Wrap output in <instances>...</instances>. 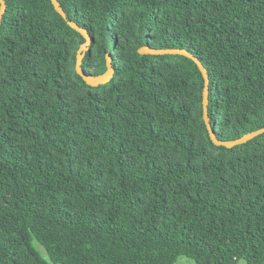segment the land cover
I'll return each mask as SVG.
<instances>
[{
    "label": "trees",
    "instance_id": "trees-1",
    "mask_svg": "<svg viewBox=\"0 0 264 264\" xmlns=\"http://www.w3.org/2000/svg\"><path fill=\"white\" fill-rule=\"evenodd\" d=\"M4 0L0 264H264V0ZM114 74L97 87L75 72ZM38 242L45 259L34 248Z\"/></svg>",
    "mask_w": 264,
    "mask_h": 264
},
{
    "label": "water",
    "instance_id": "water-1",
    "mask_svg": "<svg viewBox=\"0 0 264 264\" xmlns=\"http://www.w3.org/2000/svg\"><path fill=\"white\" fill-rule=\"evenodd\" d=\"M50 2L52 4L54 10L56 11V13L58 15H60L64 20H66V15L63 12V10L61 9L58 1L57 0H50ZM5 10H6L5 2H4V0H0V23H1L2 15L4 14ZM67 24L71 29H73L74 31L79 33L84 38V42L80 45V47L76 53L75 72L77 73V75H79L87 85L92 86V87H97L99 85H104V84L108 83L114 74V69L112 67V57H111L110 53L106 54V56H105L106 71L102 75H99L96 77L86 75L85 72L83 71L81 65H82V59L85 55V52L88 50V47H89V44L91 41L90 35L87 33V31L85 29L79 27L74 22L67 21ZM138 53L141 55H153V56H157V55H181V56H184V57L192 60L195 63V65L197 66V68L200 71L202 78L204 80V86H203V92H202L203 121H204L206 130L208 132L209 139L215 146H223L226 148H231L235 145L245 143L246 141H249V140H251V139H253V138L264 133V127H263V128H260L256 131H253L251 133L245 134L241 138L234 140V141H219L213 132V129H212L211 123H210V119L208 116V83H209V79H208L207 71L204 68V66L201 64V62L199 60H197L192 54H190L185 49H152V48H149L147 46H144V47H141L138 49Z\"/></svg>",
    "mask_w": 264,
    "mask_h": 264
},
{
    "label": "rangeland",
    "instance_id": "rangeland-1",
    "mask_svg": "<svg viewBox=\"0 0 264 264\" xmlns=\"http://www.w3.org/2000/svg\"><path fill=\"white\" fill-rule=\"evenodd\" d=\"M34 248L43 256L45 259H47L46 252L44 251L43 247L36 241H33ZM174 264H195L191 259L185 257V256H179ZM236 264H246L245 261L241 260Z\"/></svg>",
    "mask_w": 264,
    "mask_h": 264
}]
</instances>
